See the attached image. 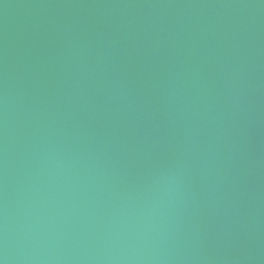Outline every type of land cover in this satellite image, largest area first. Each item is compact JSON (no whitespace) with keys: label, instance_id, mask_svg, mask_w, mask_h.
<instances>
[{"label":"water","instance_id":"obj_1","mask_svg":"<svg viewBox=\"0 0 264 264\" xmlns=\"http://www.w3.org/2000/svg\"><path fill=\"white\" fill-rule=\"evenodd\" d=\"M0 264H264V0H0Z\"/></svg>","mask_w":264,"mask_h":264}]
</instances>
